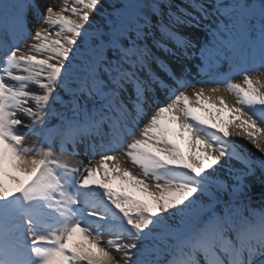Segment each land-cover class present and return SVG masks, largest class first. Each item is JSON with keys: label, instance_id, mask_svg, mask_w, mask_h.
<instances>
[{"label": "snow or ice", "instance_id": "obj_1", "mask_svg": "<svg viewBox=\"0 0 264 264\" xmlns=\"http://www.w3.org/2000/svg\"><path fill=\"white\" fill-rule=\"evenodd\" d=\"M105 7L0 0V264H264V0Z\"/></svg>", "mask_w": 264, "mask_h": 264}, {"label": "bare ground", "instance_id": "obj_2", "mask_svg": "<svg viewBox=\"0 0 264 264\" xmlns=\"http://www.w3.org/2000/svg\"><path fill=\"white\" fill-rule=\"evenodd\" d=\"M56 2H57V5L59 6V4L62 2V0H56ZM116 3H118V0H105V4H106L105 11L109 10L108 5H112L114 7L116 5ZM101 18H102V16H94L93 19L96 23H99ZM207 57L208 58L205 60V66L201 69L199 76H197V75L191 76L189 79L195 77L198 81L199 80H207L209 74L213 73L214 71L220 73L222 76L229 74V72H228L229 66L226 63L221 62V61H216L214 54H212V53L209 54ZM233 76H236L234 81H232V79H231L230 81H225L224 84L219 85L222 88V91L219 95L223 97V99L225 100V102L228 105L239 106L237 104L238 97L235 95V93L223 90L225 85L228 82L242 83V77L237 76V75H231V77H233ZM254 77L258 81V84L256 86L264 89V74L259 75V76H254ZM209 86H212V85L210 84ZM190 93H191V90H190ZM228 115L229 114L227 112H225V114H224L225 119H227ZM229 132L232 134V137L235 139L236 138L235 131L232 127L229 128ZM239 143H241L244 146L245 150L247 152H249L250 154L258 155V153H256V150L254 149V147L251 144L247 143L245 140H241V141H239ZM185 150H187V148ZM89 154H91V153L84 152L80 156L74 157L73 162L83 161L84 163H87L88 158H89ZM57 155H59V152H57ZM125 166L132 167L131 162L129 161L128 164ZM134 170L136 172L142 171V169H140L139 166H134ZM118 184H119V182H117V185ZM108 238L109 237H104L105 240H107Z\"/></svg>", "mask_w": 264, "mask_h": 264}, {"label": "trees", "instance_id": "obj_3", "mask_svg": "<svg viewBox=\"0 0 264 264\" xmlns=\"http://www.w3.org/2000/svg\"><path fill=\"white\" fill-rule=\"evenodd\" d=\"M253 184L254 187L253 190H251L249 197L253 199L264 198V185H262L259 180H255Z\"/></svg>", "mask_w": 264, "mask_h": 264}, {"label": "rangeland", "instance_id": "obj_4", "mask_svg": "<svg viewBox=\"0 0 264 264\" xmlns=\"http://www.w3.org/2000/svg\"><path fill=\"white\" fill-rule=\"evenodd\" d=\"M211 53V52H210ZM210 53H208V54H210ZM207 54V55H208ZM199 63V61H193V62H191V64H190V66H191V69H192V71H191V73L189 74V76L191 75V74H196L197 73V68H196V65ZM253 75L254 76H259V75H262L260 72H254L253 73Z\"/></svg>", "mask_w": 264, "mask_h": 264}]
</instances>
